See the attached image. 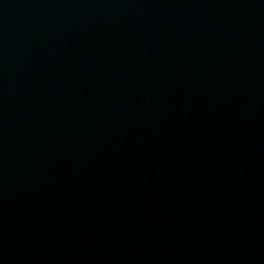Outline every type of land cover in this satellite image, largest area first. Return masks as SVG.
I'll return each mask as SVG.
<instances>
[{
  "label": "water",
  "instance_id": "95a60500",
  "mask_svg": "<svg viewBox=\"0 0 264 264\" xmlns=\"http://www.w3.org/2000/svg\"><path fill=\"white\" fill-rule=\"evenodd\" d=\"M233 0H0V89Z\"/></svg>",
  "mask_w": 264,
  "mask_h": 264
}]
</instances>
